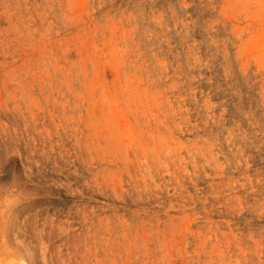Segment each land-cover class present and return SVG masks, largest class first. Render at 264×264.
Listing matches in <instances>:
<instances>
[{
    "label": "rangeland",
    "instance_id": "1",
    "mask_svg": "<svg viewBox=\"0 0 264 264\" xmlns=\"http://www.w3.org/2000/svg\"><path fill=\"white\" fill-rule=\"evenodd\" d=\"M0 264H264V0H0Z\"/></svg>",
    "mask_w": 264,
    "mask_h": 264
}]
</instances>
